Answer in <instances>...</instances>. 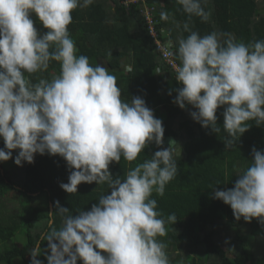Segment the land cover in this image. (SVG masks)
<instances>
[{
  "label": "clouds",
  "instance_id": "1",
  "mask_svg": "<svg viewBox=\"0 0 264 264\" xmlns=\"http://www.w3.org/2000/svg\"><path fill=\"white\" fill-rule=\"evenodd\" d=\"M93 2L0 0V162L13 159L14 150L17 166L34 163L36 154L58 155L69 171L68 182L59 184L66 193H77L82 183L109 188L89 210L75 215L54 201L48 229L29 252L30 264H43L41 255L47 264H171L166 244L157 238L167 234L166 224L174 225L177 216L165 219L152 195L163 196L177 174L173 147H162V120L142 97L122 100L116 77L77 55L68 28L72 12ZM176 3L187 16L183 30L189 34L178 39L175 52L169 50L171 42L163 49L179 60L173 67L182 87L175 89L172 102L182 110L191 105L190 117L212 133L223 131L225 150L230 149L251 127L248 121L264 125V39L245 43L215 31L201 36L192 30V18L210 19L203 6L208 0ZM33 15L47 31L37 30ZM160 16L169 19L167 12ZM51 61L59 63V74L33 83L29 77L45 72ZM152 143L159 150L151 158L130 168L123 179L113 176L111 163L122 157L136 161ZM251 156L233 187H214L212 198L229 205L235 220L251 223L255 218L264 228V149L253 147Z\"/></svg>",
  "mask_w": 264,
  "mask_h": 264
},
{
  "label": "trees",
  "instance_id": "2",
  "mask_svg": "<svg viewBox=\"0 0 264 264\" xmlns=\"http://www.w3.org/2000/svg\"><path fill=\"white\" fill-rule=\"evenodd\" d=\"M124 1L94 0L86 8H77L68 28L77 55L87 56L92 66L103 63L116 77L122 100L140 96L155 117L162 120V147H173L177 174L166 185L163 196L153 193L152 198L165 219L175 213L177 221L174 225L166 224L167 234L157 239L166 244L171 264H264V228L255 218L251 223L242 218L235 220L229 205L212 198L214 187H233L238 172L249 166L253 147L264 149V125L248 121L249 130L225 150L223 131L217 135L201 127L189 115L195 110L191 105L186 104L182 110L172 102L177 95L175 89L182 87L176 82V72L161 60L147 35L140 2L125 5ZM145 2L155 7L156 28L165 34L161 41L172 42L175 52L178 39L189 34L183 30L186 14L176 0ZM203 6L211 12L210 19L202 22L199 17L192 18V30L201 36L215 31L231 33L245 43L264 39V0H208ZM161 12L169 14L167 21L161 19ZM32 18L39 32L47 31L34 15ZM59 71V63L51 61L45 72L29 78L35 83L41 77L50 79ZM222 111L223 108L217 110L221 128ZM3 147L0 138V148ZM157 150L154 143L149 144L136 161L128 162L122 157L119 163H111L109 170L123 179L130 168L151 158ZM17 152L13 151V159L0 162V245L9 242L17 232L25 243H11L10 248L0 251V263L4 264H14L16 260L17 264H30V250L48 229L50 203L54 211L53 203L59 200L75 215L89 210L109 191L107 183L93 182L78 185L77 193H66L59 187L60 182H68L69 175L62 157L36 154L34 163L17 166ZM36 193L42 202L39 206L32 204V195ZM4 201L12 207L6 208ZM60 224L61 217L56 215L55 226L59 228ZM40 247L46 250L47 242H41ZM38 259L47 264L43 256Z\"/></svg>",
  "mask_w": 264,
  "mask_h": 264
},
{
  "label": "built area",
  "instance_id": "3",
  "mask_svg": "<svg viewBox=\"0 0 264 264\" xmlns=\"http://www.w3.org/2000/svg\"><path fill=\"white\" fill-rule=\"evenodd\" d=\"M140 2V12L143 16L144 23L146 25V33L150 37V39L153 42V46L157 53L160 55L161 60L174 72L175 68L173 65H178L173 56H167L164 54L163 49L166 46H169V43H164L161 41V36H164L163 32H159V30L156 28L157 21L153 18V12L155 11L154 7H150L146 4L145 0H132L130 3ZM173 43L171 42V45L169 46V50L172 51ZM173 52V51H172Z\"/></svg>",
  "mask_w": 264,
  "mask_h": 264
},
{
  "label": "rangeland",
  "instance_id": "4",
  "mask_svg": "<svg viewBox=\"0 0 264 264\" xmlns=\"http://www.w3.org/2000/svg\"><path fill=\"white\" fill-rule=\"evenodd\" d=\"M102 65H103V63H101ZM126 69H128V68H126ZM36 197V196H35ZM35 197H33V201H32V204H33V206H39L40 205V203H42L41 201H40V198H35ZM6 208H11L12 206H10V205H8V204H6V202L4 201L3 203H2ZM15 209V208H14ZM4 213V212H3ZM5 214V213H4ZM11 243H20V244H24L25 243V239H24V237L22 236V234L20 233V232H17L12 238H11V240L9 241V242H7V243H4L5 245H0V251H4L5 249H7V248H10V246H11ZM258 252L259 253H262V249H259L258 250ZM50 254V253H49ZM41 256H43V258L45 259V256L44 255H41ZM46 260V259H45ZM47 261V260H46ZM18 263V261L16 260L15 262H14V264H17ZM0 264H4V263H0Z\"/></svg>",
  "mask_w": 264,
  "mask_h": 264
},
{
  "label": "crops",
  "instance_id": "5",
  "mask_svg": "<svg viewBox=\"0 0 264 264\" xmlns=\"http://www.w3.org/2000/svg\"><path fill=\"white\" fill-rule=\"evenodd\" d=\"M131 1H132V0H126V1H124L123 3L127 5V4H129ZM150 7H153V6H150ZM154 8H155V7H154Z\"/></svg>",
  "mask_w": 264,
  "mask_h": 264
},
{
  "label": "water",
  "instance_id": "6",
  "mask_svg": "<svg viewBox=\"0 0 264 264\" xmlns=\"http://www.w3.org/2000/svg\"><path fill=\"white\" fill-rule=\"evenodd\" d=\"M37 194H34L36 196ZM53 211L51 203L49 204V212Z\"/></svg>",
  "mask_w": 264,
  "mask_h": 264
}]
</instances>
